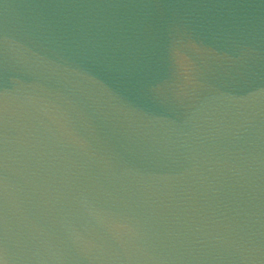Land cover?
<instances>
[{
	"label": "clouds",
	"instance_id": "obj_1",
	"mask_svg": "<svg viewBox=\"0 0 264 264\" xmlns=\"http://www.w3.org/2000/svg\"><path fill=\"white\" fill-rule=\"evenodd\" d=\"M2 15L0 264H264L254 48L207 57L177 28L171 76L133 86L114 53ZM221 138L249 146L224 221L189 194L200 147Z\"/></svg>",
	"mask_w": 264,
	"mask_h": 264
},
{
	"label": "water",
	"instance_id": "obj_2",
	"mask_svg": "<svg viewBox=\"0 0 264 264\" xmlns=\"http://www.w3.org/2000/svg\"><path fill=\"white\" fill-rule=\"evenodd\" d=\"M16 13L18 26H39L53 36L96 45L114 53L131 73L133 86L171 76L169 41L179 28L203 45L207 57L239 44L258 55L257 86H264V0H0ZM7 79L0 87H10ZM238 150L221 138L205 141L197 153L190 195L197 207L224 221L236 207L234 172L244 168ZM264 158V141L252 149ZM254 211L264 212V166L248 175ZM200 181H203L201 185Z\"/></svg>",
	"mask_w": 264,
	"mask_h": 264
}]
</instances>
